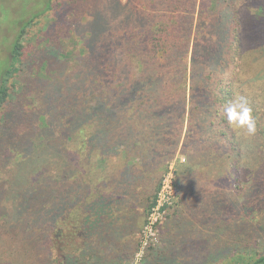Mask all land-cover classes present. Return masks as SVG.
<instances>
[{
	"label": "trees",
	"instance_id": "trees-1",
	"mask_svg": "<svg viewBox=\"0 0 264 264\" xmlns=\"http://www.w3.org/2000/svg\"><path fill=\"white\" fill-rule=\"evenodd\" d=\"M256 1L45 0L42 9L28 20H20V31L12 42L9 57L1 58L4 64L0 69V110L9 96L8 79L20 74L24 65L28 33L35 34L37 41L47 36V44L52 40V26L47 31L32 30L46 14L56 8L69 19L82 17L84 25L83 20L90 15L93 18L89 24L95 26L86 33L77 53L64 47H46L26 62L27 67L40 62L42 66L30 72L33 74L25 88L32 86L35 91L25 94L43 101L52 114L62 111L61 133L67 132L68 126L73 127L65 137L64 148L73 144V133L81 134L76 136L79 146L76 154L73 151L75 155L69 154L68 163L51 165L43 173L40 168L33 172V180L39 177L33 186L42 177L53 183L47 189L40 188V194L35 189L31 197L37 193V197L43 195L49 200V194L56 195L54 202L46 201L49 204L42 208L44 222L42 216L34 213L32 226L36 227L29 233L30 240L48 244V258L55 249L51 247L54 227H49L54 215L64 213L61 223H67L72 245L77 244L82 226L95 234L101 233L98 227L105 223L109 231L120 223L127 228L131 224L129 217L121 222L120 216L115 217L112 212L125 200L117 192L122 182L145 177L126 202L132 209L138 203L148 211L156 205L163 181L171 164H175L179 204L195 189H199V197H205L201 186L213 189L216 182L229 176L232 182L247 181L251 175L253 181L258 180L257 195L251 201L248 195L240 196L231 222L222 214L219 216L220 221L230 222L224 226L230 229L229 237L232 233L235 237L239 232L241 235V243L238 240L239 244H235L238 248L230 250L229 245L225 246L226 253L222 255H227L220 262L264 264V0H258V5L254 4ZM78 23L72 20L64 25L69 27L70 41L77 38L81 26ZM52 51L56 56L50 55ZM39 88L42 93L37 96ZM237 95L247 97L258 117L254 137L230 127L222 115V106ZM23 112L25 121L13 116L15 105L8 113L17 135L13 142L1 140L0 152L7 153L6 163L18 159L36 165L45 136L31 139V125L26 123L29 115L26 110ZM50 117L43 115L40 124H36L46 134L57 129ZM31 128L34 129V123ZM58 150V145L49 143L44 153ZM117 164L120 169L116 170V178ZM19 173L20 170L14 174L18 179ZM253 191L256 192L254 187ZM25 195L19 206L27 204ZM218 195L213 189L208 195L210 202L224 206ZM79 199L81 202H77ZM70 203L78 209L83 203L91 212L85 214V209L74 213L72 208L67 212ZM223 209L222 212L228 211V207ZM214 211L209 217L214 216ZM211 219L207 221L213 225ZM58 229L57 237H62L65 230L62 226ZM253 234L261 235L258 241L263 245L259 250L256 246L249 248L247 243L251 239L242 238ZM5 237L1 235L0 244L7 240Z\"/></svg>",
	"mask_w": 264,
	"mask_h": 264
},
{
	"label": "rangeland",
	"instance_id": "rangeland-1",
	"mask_svg": "<svg viewBox=\"0 0 264 264\" xmlns=\"http://www.w3.org/2000/svg\"><path fill=\"white\" fill-rule=\"evenodd\" d=\"M44 1L45 0H0V69L4 64L3 60L9 57L12 42L20 31V20H28L32 17V14L37 13L43 8ZM122 1L125 2L126 0ZM254 4H260V1L257 0ZM86 17L87 18L83 20L85 22L84 25L81 23L82 17L79 16L78 18L69 19L67 14H61L56 8L53 12L46 14L42 18V22L32 30L39 28L47 31L48 27L52 26L54 32V34H52V40L47 44V36H44L41 41H37L35 34L28 30L30 33H28L26 37L25 47L23 49L24 65L22 69L20 68V74L11 75L8 79L6 88L8 89L9 96L0 110V142L2 143L1 140L6 139H8V141L12 140L13 142V139L17 135L15 128H13L14 122H11L10 114H8L13 110L14 105V117L19 116L20 119L26 120V118H23L25 113H22V110H26L27 116H32L30 119L28 117L26 122L28 125H31L28 129L31 133V139L37 140L38 137L45 136V140L43 141L44 143H42V149H39L37 152V156L41 155V157L39 163L36 165H33L31 162L22 163L17 161L18 159L11 163H6L7 153L0 152L3 154V157L0 155L3 159L0 161V237L1 235H6L5 238H7L6 241L0 244V254L3 256V258H0V264H226L225 262H220L224 260L227 255H222V253H226V251H224L225 246L229 245L228 248L232 250L235 244L241 243L239 239L241 235H239V232L235 237L234 233H232V236L229 237L227 234H230V229L226 230L224 226L226 223L231 222L232 216L238 211V209H235V205L238 204L237 200L241 199L240 196L242 194V197L248 195L250 201L251 198L257 195L260 188L258 180L256 179L253 181V179H251L253 175H251V177L248 176L247 181L240 179L239 181L232 182L229 176V179L216 182L213 189L219 194V199L224 203V206L219 202H217L218 206L216 204L212 205L208 195L212 194L213 189L205 184L200 187L203 192L205 190V197H199V189H195L197 191L191 192V196L184 199V203L179 204L181 197H178V185L175 184V164H171L166 175L167 179L164 187H167L166 190L174 194L175 188H173V186L175 184L178 190V196H176L175 193V195L171 196L169 199V194L165 193L166 201H161V207L159 210H156V214L152 221H150L149 218L153 213V208H156L157 205L145 211V208L139 206L138 203H136L135 208L132 209L126 202L132 196L131 193L136 184L140 185L142 183L139 182L145 180V177H140L139 179L130 180L129 182H122L120 188L117 189L118 194L124 195L123 198L125 200L120 207L115 208L112 212L116 214L115 217L118 215L120 216L121 222H125V217L126 220L129 217L131 224L128 225L127 228H122V223H120L121 225L117 226L116 229L114 227L115 230L109 231L106 227V223H103L104 225L101 224L100 228L98 227L101 233L95 234L94 231L82 226L80 234L78 235L77 244L72 245L68 240L70 238L68 231L69 227L66 222L61 223L64 213H60V215L57 213L53 216L54 220L49 225L50 228L54 227L53 234L55 236L51 234V237L54 238L51 247L55 249L52 254H50V257L48 258L46 255L48 244L42 240L41 242H39L40 240H30L29 233L36 227V225L32 226V221L35 220L34 213H37L38 216H42L44 222V209L42 208L49 204H46V201L54 202L52 200H54L56 196L53 197V195L51 196L49 194V200L43 195L42 197H39V195L37 197L40 188L47 189L48 185H51L53 182L49 181L48 178L42 177L43 180L39 181L38 185L33 186L37 181L35 179L39 178L35 177L34 181L33 177L35 173L33 172L40 168L41 173H43L46 172L51 165L59 166L60 164L63 165L68 163L69 154H74V150L76 154V146H79L76 136L79 137L81 134L73 133V144H70L66 149L64 148L65 137L73 127H71V125L68 126V128H66L68 130L65 132L66 134L61 133L62 129L60 130L59 123L63 119H61L62 111L58 110L55 114H52L47 111V107L43 101L40 103L39 101H35L36 98H28V95L25 94L27 92L30 93L31 90L35 91V88H32V86L25 88V86L28 85V77L33 74L30 72H32L33 69L35 72L42 66L40 62L33 63L34 67H27L26 62H28L30 58H33V55L37 56V54L46 47L53 49L64 47V49H69L71 53H77L81 48L82 42L86 40V33H90V30L95 27L93 24H89V21L92 20L93 17L90 15H86ZM72 20H75V22L79 21L78 24H81V26L78 27L77 38L70 41L67 39L69 27L65 28L64 25H67V23ZM50 55L56 56V52L52 51ZM49 59L51 64L54 65L53 59ZM17 79L20 82L15 84L17 83ZM27 88L30 89L27 90ZM42 89H44V87ZM40 92L41 89L39 88L36 95L38 96ZM43 115L48 117L51 116L50 118L53 120L54 126L57 127V129L50 134H46L45 130L36 126V124H40V118ZM1 117L3 119H1ZM32 123H34L33 130L31 128ZM49 143L58 145L59 150L57 152L44 153ZM57 153H59V156ZM51 154L55 156V159L50 158L52 157ZM19 159L22 161L24 158ZM92 160H94V158ZM23 164H25L26 167H22ZM23 168L26 170L23 171ZM117 169L119 171L120 164L115 166V172ZM18 170H20L19 179L14 175H17ZM118 171L116 173L114 172L116 178ZM148 181L149 180H147V182ZM153 186L154 184L152 187ZM253 187L256 192L253 191L252 193ZM19 188H21V190ZM35 189L36 192L37 190L39 191L35 194V197L33 196L32 198L31 195L34 193ZM138 191H142V189L139 188ZM24 193L28 198L27 204L19 206V200H21ZM77 202H81V200L79 199ZM156 204L158 203L156 202ZM73 205L74 203H70L66 211L68 212V210L72 208L71 210L74 213L76 211L80 213V211L85 209V214L91 212V209L83 203H80L81 209L77 207L74 208ZM226 207H228V211L222 212V208L225 210ZM40 209L42 210L41 213L37 212ZM213 210H215L214 216L210 215L209 217L210 212ZM228 213H230L229 216L225 217ZM108 214L107 216L111 219L112 216ZM221 214L224 219L230 222L224 223L220 221L219 216ZM15 217H19L20 219L15 221V219H12ZM213 217H215V219H211ZM208 218L214 221L213 225L207 221ZM111 220H109V222H111ZM184 220L186 221L182 224ZM150 222H153L152 230L150 229ZM40 224L41 223H38L42 233L43 228ZM59 226H62L65 230V232L63 231L62 237H57ZM102 231H105L107 235L102 233ZM39 233L40 231L37 232V234ZM103 236H105V238H103ZM242 238L251 239V241L247 243L249 248L251 246H256L255 248L259 250L263 245L258 241L261 238L260 234H253L251 237L243 235ZM256 243H258V245ZM238 247L237 245L235 248Z\"/></svg>",
	"mask_w": 264,
	"mask_h": 264
},
{
	"label": "clouds",
	"instance_id": "clouds-1",
	"mask_svg": "<svg viewBox=\"0 0 264 264\" xmlns=\"http://www.w3.org/2000/svg\"><path fill=\"white\" fill-rule=\"evenodd\" d=\"M222 115L230 127L243 130L247 136L254 137L258 132V117L246 96L237 95L222 106Z\"/></svg>",
	"mask_w": 264,
	"mask_h": 264
},
{
	"label": "built area",
	"instance_id": "built-area-1",
	"mask_svg": "<svg viewBox=\"0 0 264 264\" xmlns=\"http://www.w3.org/2000/svg\"><path fill=\"white\" fill-rule=\"evenodd\" d=\"M166 179H167V177L163 181L162 188H161V190H160V192L158 194V198H157V201H156L158 204H156L157 205L156 208H153V213L151 214V217L149 218L150 221H152V219L154 218V216L156 214V210H159L160 209V207H161V201H164V202L166 201L165 200V193L169 194V199H170L171 196H174L175 193H176V196H178V190H177L176 185L174 183L173 184H174L175 187L173 186V188H175V190H176V191L174 190V194H172L169 190H166L167 187L166 188L164 187V185L166 183ZM152 224H153V222H150V229L151 230H152Z\"/></svg>",
	"mask_w": 264,
	"mask_h": 264
}]
</instances>
